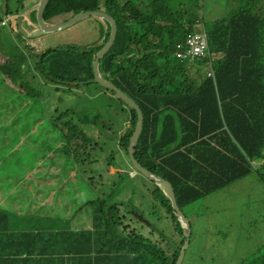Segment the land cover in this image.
I'll return each instance as SVG.
<instances>
[{"label": "trees", "instance_id": "obj_1", "mask_svg": "<svg viewBox=\"0 0 264 264\" xmlns=\"http://www.w3.org/2000/svg\"><path fill=\"white\" fill-rule=\"evenodd\" d=\"M25 1L28 0H19L11 8L6 0L0 16L1 27H10V47L16 50L10 59L0 54V77L5 78L2 89H12L10 83L18 84L20 76L30 69L40 73L44 69L46 78L57 83V90L68 87L73 92V86H80V82L103 88L95 81L93 62L108 42L110 23L104 22L105 39L95 47H89L93 41L88 36L82 42L67 41V45L49 49L42 40L43 47L37 48L41 52H36L31 50L33 40L24 38L12 25L21 17L25 27L33 28L36 5L25 8ZM256 1L244 0L247 8L215 21L205 31L208 47L200 39L201 54L197 56L193 54L191 32L197 30L200 20L189 14L190 7L173 13L165 0H126L123 5L118 0H50L43 12L44 20L50 24L97 11L115 19L116 40L100 60V74L128 94L142 110L144 126L135 147V160L173 186L181 210L255 174L264 187V10H251ZM199 27L204 29L203 25ZM65 33L74 34L71 30ZM98 36L96 42L101 38L99 32ZM16 37L22 39V48ZM27 87L25 82L20 83V93ZM175 89L183 92L179 99L175 98ZM106 91L116 97L114 92ZM118 100L127 107L121 106L129 117L127 123L120 124L124 128L118 141L127 165L120 167L123 173L110 174L116 152L93 161L94 166L107 167L104 176L108 189L104 194L88 192L93 188L89 180L94 178L85 179L80 164L83 156L90 159L93 154L104 152L94 150L97 142H103L97 136L96 114H85L77 121L71 109L60 114L61 123L69 130L66 141L72 143L74 139L76 148L83 150L71 158L77 161L75 178L71 176L73 171L65 174L51 168L42 170L43 175L56 182L59 194L55 207H50L56 212L78 192L96 197L90 201L95 233L78 229L31 230L26 224L21 230L12 231L8 216L0 211V264H95L92 253L99 250L80 243L85 236L91 245L104 247L99 243L108 242L107 249L112 245L114 251L123 250V244L117 245L112 239L119 235L116 228L123 211L119 209L122 205H117L118 196L127 193L135 183L146 190L139 195L149 204L142 211H152L157 206L172 222H177L160 189L140 175H130L128 146L137 116L134 109ZM70 143L59 148L72 157ZM57 154L58 150L51 157ZM75 180L79 181L78 190L62 186ZM176 225L183 234L180 225ZM129 234L134 237L129 251L133 264L176 263L179 251L170 261L167 255L155 250L157 244L153 239ZM182 264H198V259L185 255ZM248 264H264V256L262 260L260 255L255 256Z\"/></svg>", "mask_w": 264, "mask_h": 264}, {"label": "rangeland", "instance_id": "obj_2", "mask_svg": "<svg viewBox=\"0 0 264 264\" xmlns=\"http://www.w3.org/2000/svg\"><path fill=\"white\" fill-rule=\"evenodd\" d=\"M17 1L19 0H9L10 7L13 8ZM125 1L118 0L120 5H123ZM132 1L137 2V0ZM140 1L152 3L154 0ZM165 1L173 13L190 7L189 14L198 17L200 20L196 27L203 25L205 31H209L215 21L227 17L231 12L247 8L244 0ZM5 3L6 0H0V16ZM251 10L257 13L262 12L264 0L256 1L255 7H251ZM1 26L2 24L0 25V54L10 59L16 53V50L10 47L11 42L8 33L11 30L9 26ZM104 26V22L101 20H84L78 23L76 27H72L73 29L71 28L74 34H71L68 40H65V32L70 29L54 33L46 38L45 46L47 49L54 48L64 45L67 41L76 44V40L82 42L89 36L90 40L93 41L89 47H95L105 39ZM98 32L101 38L96 42L99 37ZM34 40V46L30 45L31 50L35 49L36 52H41L37 48L43 47V42L38 41V39ZM18 42L21 47L22 39H18ZM192 76L194 75L192 74ZM20 77L21 80L18 84L10 83L12 89L5 90L2 89V82L5 78L0 77V161L3 163L0 170H2L3 176H6L13 183H18L23 178L24 173L34 169L39 162H41L39 168L42 170L51 168L62 170L65 174L71 171L76 174L77 161L71 158H75L83 150L76 148L74 139L72 143L69 140L66 141L69 130L63 126L61 119H59L63 111L71 109L76 115L74 116L75 121L85 114H96L99 117V126L96 127V131L97 136L103 142H97L94 150H104V152L93 154L90 159L83 156L80 164L83 165L85 171L84 178L88 180L94 178L89 180L93 188L88 192L104 194L108 189L104 176L107 167L94 166L93 161L102 160L111 152H116V158L111 166L116 170L122 167L126 157L118 141L124 128L120 124L127 123L129 119L126 109L121 106L127 107L110 92L85 82H80L78 87L73 86V92L68 87L57 90V83L46 78L44 69L41 73L40 70L30 69ZM22 82H25L28 87L20 93L19 87ZM35 91H38V94ZM175 92L176 99L183 96V92L176 91V89ZM37 123H39L40 128L34 132ZM22 141L25 144L17 146ZM68 143L72 145V157L61 151L60 148L57 149V147ZM56 150H58V154L51 157V152ZM142 182L146 185L143 180ZM78 183L79 181L75 180L68 184L63 183L62 186L75 191L78 190L76 187ZM132 189L136 195H143L146 192L137 183ZM26 193L28 191L22 190V194ZM100 199L104 201L103 198ZM155 200L158 201L156 198ZM111 205L108 204V206ZM148 205V203L144 204V206ZM65 209L66 202L60 212L51 208L46 209V212L51 218L57 219L59 225H62L64 224ZM182 211L191 225L189 254L198 259V264H248L258 255H260L261 260L263 259L264 253L261 252V249L264 248V187L260 183L258 174L186 206ZM131 212L142 215L148 223H140L130 214ZM75 213L76 210L73 216ZM120 216L121 220H118L119 225L116 228V235H119L112 237L115 242H121L122 238L124 240L123 235H120L124 229L128 233L133 232L136 236L147 239L164 238L165 242H168L166 239L168 236L165 233L176 234L177 237L182 236L177 231V226L175 229L164 231L170 221L164 211L158 210L157 206L152 211L150 209L142 211L137 207L132 208L131 211L125 209ZM12 221L14 224L17 223L16 219H12ZM77 229L80 230V228ZM85 231L94 232L93 229ZM129 236L131 235L129 234ZM131 238L134 239L133 236ZM80 243H85L87 248L93 246L97 247L98 250L100 249L99 246L91 245L87 236L81 239ZM102 243L107 244L108 242ZM99 245L102 246L100 243ZM101 248L103 250V247ZM116 251L110 245L108 252L114 253ZM98 254L99 252L92 253V256L96 258Z\"/></svg>", "mask_w": 264, "mask_h": 264}, {"label": "crops", "instance_id": "obj_3", "mask_svg": "<svg viewBox=\"0 0 264 264\" xmlns=\"http://www.w3.org/2000/svg\"><path fill=\"white\" fill-rule=\"evenodd\" d=\"M16 18V17H15ZM12 18V19H15ZM12 25L14 26V21H12ZM50 37V36H48ZM46 37V38H48ZM43 41L45 42V39ZM69 36L65 33V40H68ZM31 45L34 46V40L31 41ZM64 45H67L64 43ZM40 128L39 123H37L36 127H34V132L38 131ZM64 143V142H63ZM25 144L24 141L17 144V146H23ZM59 148V147H57ZM54 152V151H53ZM51 152V155H53ZM39 162L37 166L31 171H27L24 173L23 178L19 180L18 183H13L9 181L6 176H3L2 170H0V211L6 213L9 218V224H12L11 230H21L22 227L26 224L31 230H66V229H76L80 228V230H90L93 229V220H92V208L90 207L91 200L96 198L92 197L85 193L78 192L72 199L67 200L66 209L64 212V224L59 225V222L55 218H51L50 215L47 214L46 209L50 207H55L56 204V196L58 191L55 190L56 182L54 180L48 179L42 173V169L40 167ZM2 162L0 161V167L2 166ZM124 166L127 164L123 163ZM118 174L123 173L121 168L114 167L110 168V174ZM133 176L132 173L130 174ZM72 178H75V173H72ZM73 182V181H72ZM28 183V184H26ZM22 190L28 191L26 194H22ZM120 199L117 202L119 203H135V193L133 189H129L127 193L118 196ZM64 206V205H63ZM61 206L57 212H60L63 209ZM76 210L75 216L74 211ZM166 214V213H165ZM170 223L165 230L175 229L176 224L172 222L170 217L166 214ZM12 219H16L17 223L14 224ZM37 225V226H33ZM168 238V242H165L161 239H153L157 244V248L159 252L168 256L170 261H173L174 256L179 251V255L181 249L185 243L184 236L177 237L176 234L165 233ZM125 240L121 239V243L123 247L117 250L114 253L107 254V245L106 243H101L103 247H100L99 254L95 258V264H133L130 261V245L132 244V238L129 236L127 230L122 233ZM58 238V237H57ZM56 243L57 240H55ZM159 248V249H158ZM104 251V254H103ZM185 255L189 254V249L186 250ZM192 256V255H191ZM93 257V256H92ZM94 258V257H93ZM190 259V258H189Z\"/></svg>", "mask_w": 264, "mask_h": 264}, {"label": "water", "instance_id": "obj_4", "mask_svg": "<svg viewBox=\"0 0 264 264\" xmlns=\"http://www.w3.org/2000/svg\"><path fill=\"white\" fill-rule=\"evenodd\" d=\"M50 0H28L24 3V7L26 8L29 5H36V22L33 25V28H27L24 26L23 18L18 17L14 20V29L17 30L19 34H21L24 38L27 39H37L39 37H44L46 35L54 34L60 31H65L71 29L72 27L76 26L78 23L90 19L95 18L99 19L103 22L110 23V37L108 42L105 43V46L96 54L95 61L93 62V70L95 72V81L100 84L105 90H109L116 94V97L123 101L127 106L131 109H134L136 112V123L134 128V133L130 139V143L128 146V155H129V162L132 166L133 175L137 174L144 177L149 182H152L155 186H157L160 191L163 193L167 201L169 202L170 206L174 211V217L177 223L183 230V236L185 238V243L181 249L180 255L177 259L175 264H182L186 250L189 246V240L191 237V225L188 218L184 215L181 208L178 206L177 198L173 189V186L166 181L165 179L151 173L142 165H139L135 160V147L137 145V141L139 135L142 134L143 126H144V115L142 110H140L139 106L135 103V101L125 92L120 90L113 82L106 80L99 71L100 67V60L105 56V54L110 50L113 46L116 35L118 31V26L115 19L106 12L97 11V12H87L82 13L79 15L74 16L69 21L61 22V23H54L50 24L44 20V14ZM23 23V24H22ZM105 25V24H104ZM107 29V26H106ZM103 43V41H101ZM131 214L139 221L144 224L148 223L146 219L137 213L131 212Z\"/></svg>", "mask_w": 264, "mask_h": 264}, {"label": "clouds", "instance_id": "obj_5", "mask_svg": "<svg viewBox=\"0 0 264 264\" xmlns=\"http://www.w3.org/2000/svg\"><path fill=\"white\" fill-rule=\"evenodd\" d=\"M26 22H28V19H27V21ZM61 23V22H60ZM76 27V26H75ZM74 28V27H73ZM72 28V29H73ZM197 28V30L196 31H194V32H191V34H194L195 32H198V33H200V34H204L205 35V39H206V45H207V47H208V40H207V34H206V32H205V30L203 29V30H201V28L198 26V27H196ZM72 29H70L71 31H72ZM69 31V30H68ZM51 35H53V34H50V35H46V36H44V38H46V37H48V36H51ZM44 38H37L38 39V41H42ZM32 40H34V39H32ZM35 41V40H34ZM209 49V48H208ZM209 54V57H210V52L208 53ZM179 55L181 56V55H183L182 54V52L180 51L179 52ZM129 164H130V162H129ZM130 167H131V169H132V166H131V164H130ZM133 170H132V175H133ZM136 175V174H135ZM135 175H133V176H135ZM132 176V177H133ZM135 203H119V205H122L121 207H119V209H121V210H125V209H128V210H132V208H134V207H137V208H139V209H144V208H146L147 206H144V204H146L147 202H148V200L146 199V198H144V197H140L139 195H136L135 194ZM118 205V204H117ZM131 214V213H130ZM140 223H142V222H140ZM174 224H177V222L176 223H174ZM177 226V225H176ZM182 229V228H181ZM126 231V229H124L123 230V232L122 233H124ZM177 231L180 233V235H183L182 234V232H180V228H179V226H177ZM183 231V230H182ZM121 233V234H122ZM120 234V235H121ZM177 262V261H176Z\"/></svg>", "mask_w": 264, "mask_h": 264}, {"label": "built area", "instance_id": "obj_6", "mask_svg": "<svg viewBox=\"0 0 264 264\" xmlns=\"http://www.w3.org/2000/svg\"><path fill=\"white\" fill-rule=\"evenodd\" d=\"M192 35V46H193V54L194 56L200 55V39H203L206 45V39L204 34H200L198 32H195ZM207 46V45H206ZM182 56V55H181Z\"/></svg>", "mask_w": 264, "mask_h": 264}, {"label": "bare ground", "instance_id": "obj_7", "mask_svg": "<svg viewBox=\"0 0 264 264\" xmlns=\"http://www.w3.org/2000/svg\"><path fill=\"white\" fill-rule=\"evenodd\" d=\"M50 23V22H49Z\"/></svg>", "mask_w": 264, "mask_h": 264}]
</instances>
